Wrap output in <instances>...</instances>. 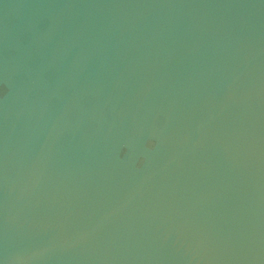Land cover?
<instances>
[{"label":"water","instance_id":"1","mask_svg":"<svg viewBox=\"0 0 264 264\" xmlns=\"http://www.w3.org/2000/svg\"><path fill=\"white\" fill-rule=\"evenodd\" d=\"M0 264H264V0H0Z\"/></svg>","mask_w":264,"mask_h":264}]
</instances>
